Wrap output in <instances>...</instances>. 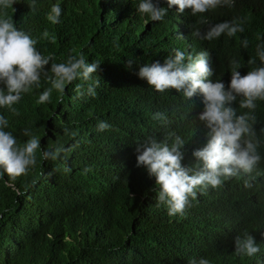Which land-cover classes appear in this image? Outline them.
<instances>
[{
    "label": "trees",
    "instance_id": "16d2710c",
    "mask_svg": "<svg viewBox=\"0 0 264 264\" xmlns=\"http://www.w3.org/2000/svg\"><path fill=\"white\" fill-rule=\"evenodd\" d=\"M139 2L36 0L32 11L31 0H21L14 10L7 9L15 26L36 39L37 49L52 54L54 62L83 53L88 63L100 65L92 81L77 78L63 93L53 90L50 102L38 103L50 87L42 78L41 88L23 94L15 105L19 115L0 108L9 121L6 130L21 146L28 139L23 132L29 129L43 150L69 149L55 161L44 160L38 150L36 166L14 187L6 174H0V264H183L190 256L202 255V225L230 221L228 235L212 248L233 255L235 237L246 231L239 220L264 218V101L258 100L252 112L262 157L252 173L255 179L241 174L220 188L198 192L183 216H169L167 207L158 203L159 187L144 167L136 166L135 151L148 137L163 140L174 132L186 142L182 165L196 163L193 151L209 139L199 120L203 108H188L175 89L155 91L139 78V68L163 63L176 50L186 56L207 51L218 63L216 80L227 87L232 60L240 62L241 75L260 65L256 49L264 44V0H235L234 7L197 16L190 9L180 13L177 6L168 8L167 2L153 0L168 9L159 22L139 13ZM56 3L62 15L53 25L47 14ZM240 18L246 20L245 31L234 37L222 34L207 41L192 36L195 28L207 31L216 23ZM244 39L247 48L242 46ZM252 58L256 64L249 65ZM96 80V95H88L89 84ZM232 106L238 114L249 112L239 107V98ZM157 112L167 122L154 120ZM100 121L111 128L98 131ZM140 127L146 136L140 137ZM245 180L252 187H245ZM213 264H264V247L253 257Z\"/></svg>",
    "mask_w": 264,
    "mask_h": 264
},
{
    "label": "clouds",
    "instance_id": "9594fccd",
    "mask_svg": "<svg viewBox=\"0 0 264 264\" xmlns=\"http://www.w3.org/2000/svg\"><path fill=\"white\" fill-rule=\"evenodd\" d=\"M21 0H0V108L7 109L14 115H19L15 105L22 99L23 94L33 89L41 88L42 78L50 84L40 95L38 103L51 101L53 90L63 93L66 87L81 78L92 81L93 73H97L98 63H88L83 53L69 56L63 62H54L52 54H42L36 47L37 40L19 30L7 9L12 8ZM167 2L168 8L177 6L180 13L190 9L193 16L202 15L220 7H234L235 0H155ZM29 8L36 11V0H31ZM137 11L146 14L152 21L164 19L168 9L159 7L153 0H140ZM62 8L59 3L53 4L47 14V20L55 25L60 23ZM202 23H207L202 20ZM244 18L224 21L211 25L207 31L195 28L192 36L201 40L212 41L222 34L234 37L245 31ZM44 37L48 38L47 30ZM244 48L248 40L242 41ZM256 56L260 65L241 75L242 68L237 60L230 62L231 80L226 87L219 75L218 63L209 57L207 51L186 54L176 50L174 56L166 58L163 63L155 61L140 66L138 76L147 85L159 93L173 89L178 92L180 100L188 108L198 110L208 129L206 145L193 151L196 163L191 167L182 165L184 159V139L174 132H169L163 140L148 137L144 142L137 143V167H144L150 177L155 178L159 187L158 203L167 207L169 216L181 215L192 207V201L197 199L198 192L209 188H220L226 180L246 174L251 180L252 173L261 162L258 152L259 140L254 125L256 116L252 114L257 104L264 101V44L257 45ZM130 61V65H131ZM249 65L256 64V59L248 60ZM99 81H93L87 88V94L95 96V87ZM84 95V92L80 93ZM239 98V107L249 112L238 114L233 103ZM203 104V105H202ZM154 120L167 122L163 113H155ZM9 121L0 115V169L8 177V183L14 187V182L21 176L27 175L37 164V151L40 150L44 160H57L63 152L69 149L56 148L43 150L40 139L25 129L23 135L28 137L21 146L12 132L7 131ZM111 128L105 121H100L97 130L104 132ZM140 137L146 136V130L139 128ZM158 130H163L159 126ZM65 134L69 130L65 129ZM72 136L76 134L70 133ZM171 141V142H169ZM70 170V169H69ZM90 169H85V172ZM245 187H252L245 180ZM264 218L239 220L240 225L246 226L242 235H237L233 243V255L213 250L212 246L224 239L229 233L230 221L213 222L202 225L203 239L202 255L188 257L183 264H213V262H231L241 257H253L264 247V226L259 223Z\"/></svg>",
    "mask_w": 264,
    "mask_h": 264
}]
</instances>
